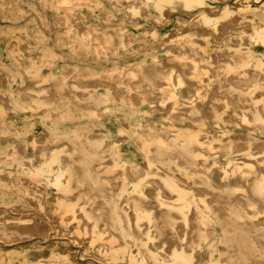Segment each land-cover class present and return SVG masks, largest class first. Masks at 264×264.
Returning a JSON list of instances; mask_svg holds the SVG:
<instances>
[{"label":"clouds","instance_id":"1","mask_svg":"<svg viewBox=\"0 0 264 264\" xmlns=\"http://www.w3.org/2000/svg\"><path fill=\"white\" fill-rule=\"evenodd\" d=\"M264 0H0V264H264Z\"/></svg>","mask_w":264,"mask_h":264},{"label":"bare ground","instance_id":"2","mask_svg":"<svg viewBox=\"0 0 264 264\" xmlns=\"http://www.w3.org/2000/svg\"><path fill=\"white\" fill-rule=\"evenodd\" d=\"M262 50H264V49H262Z\"/></svg>","mask_w":264,"mask_h":264}]
</instances>
